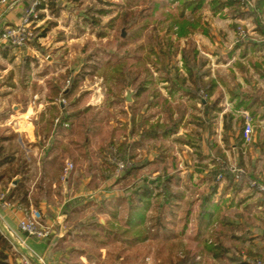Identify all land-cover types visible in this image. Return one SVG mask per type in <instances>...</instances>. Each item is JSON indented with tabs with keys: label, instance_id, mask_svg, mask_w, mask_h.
<instances>
[{
	"label": "rangeland",
	"instance_id": "rangeland-1",
	"mask_svg": "<svg viewBox=\"0 0 264 264\" xmlns=\"http://www.w3.org/2000/svg\"><path fill=\"white\" fill-rule=\"evenodd\" d=\"M31 17L35 20L34 42L14 48L15 54L13 48L4 50L10 65L0 62V73H5L0 83L18 85V101L24 100L20 90L29 83L34 90L43 85H57L59 92L65 86L73 87V92L65 96V112L72 111L81 117L73 119V135L62 133L66 139L53 154L56 166L62 158L75 162L81 158L84 163L90 157L93 167L99 168L112 141L120 140L127 132L124 119L129 117L137 119L133 122L135 131L154 128L162 132V125L171 126L175 132L167 137L161 133L157 140L132 147V151L140 149L145 154L156 150L158 155L154 162L147 163L145 173L157 181V185L152 184L154 196L146 212L147 220L135 228L125 222L130 207L139 202L135 189L120 198L90 201L80 206L82 211L78 212L83 214H70L69 223L77 234L66 245L85 249L87 257L94 260L95 246L107 243L109 255L104 264H183L185 259L195 257L200 258L199 264H204V259L205 264H214L210 251H206L205 239L194 238L188 230L183 232L189 203L182 204V219L176 225L171 218V214L178 212L173 200L165 198L166 193L162 199L158 193H163L164 188L159 186L166 182L168 168H185L186 160L191 159L193 165L209 163L213 169L225 164L222 156L236 173L234 182L228 180L233 189L229 188V196H223L225 203L235 207L227 209L230 213H243L239 217L240 228L264 230V0H36ZM30 46L38 54L32 56L27 52ZM10 66L6 72L5 68ZM189 69L202 74L204 82L213 84L211 92L202 98L209 109L198 98L192 100L180 92L171 102L164 100L167 85L173 84L176 74L180 75L177 83L188 78ZM191 84V80L185 83ZM137 86H142L140 94ZM49 94L55 96L50 91ZM93 118L103 121L94 124L97 131L90 134L92 143L88 151L84 144L85 128ZM244 119L251 123L254 136L242 155L241 150L230 145L245 126ZM0 135L18 136L4 126L0 127ZM17 141L3 142L6 152L20 151ZM77 146L80 148L76 149ZM208 152L210 156L206 155ZM242 160L244 167L240 168ZM56 173L54 169L48 176L46 183L53 184L42 195H46L55 211L60 204V198H56ZM14 174L8 165L0 167V195L8 193ZM36 174L30 172L31 177ZM208 175L213 180L210 172ZM135 179L136 176L128 184ZM192 179V198L196 194L202 196L206 187L200 189L197 183H206L205 178L194 174ZM183 186L175 191L184 192ZM38 193L34 196L41 195ZM35 208L42 212L45 224L44 208ZM110 212L119 214L118 226L115 221L99 223V217L105 218ZM159 219L173 233L160 232ZM229 226L226 231L230 233L238 228ZM136 238L137 242H130ZM14 249L12 243L10 253ZM72 256L74 259L77 255ZM258 258L254 261L264 263L263 258Z\"/></svg>",
	"mask_w": 264,
	"mask_h": 264
},
{
	"label": "crops",
	"instance_id": "crops-1",
	"mask_svg": "<svg viewBox=\"0 0 264 264\" xmlns=\"http://www.w3.org/2000/svg\"><path fill=\"white\" fill-rule=\"evenodd\" d=\"M35 2L36 0H8V3H0V31L6 26L19 24ZM31 19L32 24H34L35 20H33V17ZM33 42L34 40L30 43ZM4 50L6 51L4 47L0 46V62H8L6 59L7 54ZM12 51L14 54L16 53V49L13 48ZM26 51H29L32 56L33 53H37L34 46L28 47ZM14 54L13 57L15 56ZM53 61L55 62V59ZM9 63L8 65H10ZM9 69H11V66L6 67L5 71L7 72ZM3 74L0 73V79L4 76ZM46 75L47 73H45ZM174 81L176 84L167 85L169 87H167L168 95H166L164 100L169 102L178 92L193 100L186 92L191 89V86L179 85L176 79ZM17 86L14 84L7 86L4 82L0 83V127L4 126L10 132H15L18 135L17 138L9 136L8 139H6L7 135H0V145L3 146L0 152L1 157L7 154L14 157L13 160L0 164V167L8 165L11 170L15 171V174L10 179L11 186L8 188V193H13L14 196L7 202L0 201V231L14 244L15 248L14 252L10 253L9 262L10 264H17L23 261L24 257H27L31 264H104V259L109 255L107 243H98L95 246L94 260L87 257L85 249L76 250L70 245H66L68 239L74 238L75 234H77L76 228L74 231L69 223L71 220L70 214H83L84 212H78V210L82 211L80 206L90 201L98 202L101 199L112 200L113 198H120L123 193L129 192L131 189L142 188L146 181H149L151 185L154 183L157 185L155 177L151 175L149 177L145 176L149 166L147 163L150 164L158 158L156 150H153L150 154H145L140 149L138 152L135 151L136 149H134L135 152L132 151V147L136 144H144L147 140H157L162 135V132L158 131L157 136H148L142 129L135 131L133 122L135 123L137 119L136 117H129L124 119V122L128 124L127 132L120 137V140L112 141L110 152L106 153L107 156L104 157L103 165L99 164V168L93 167L90 157L84 163L81 158L76 162L70 158H62L56 166L54 164V151L58 150L60 145L63 144V139H66L64 138V133L73 135L74 132L71 125L76 121H73V119H79L81 116L72 111L66 113V105L58 103L62 93L58 91L57 85H53L51 88L43 85L38 87L40 89L34 90L30 83L26 84L20 90L24 95L23 101L16 99ZM49 91L55 96H51ZM65 91L67 92L68 89ZM50 111L59 114H64L65 112V115L68 116L66 122L68 127L65 123L63 125L57 124L56 119L58 117L55 119L56 115H50ZM102 121L101 118H93L88 124L86 123V134L84 137L86 148L92 143L89 138L90 134L97 131V127L94 124L102 123ZM174 133L172 131L169 135ZM2 139L4 140L2 141ZM17 139L20 151L16 149L6 152L3 144L8 141L16 142ZM78 148L80 146L76 147V149ZM87 150L90 151L89 148ZM210 154L209 152L206 153L207 156H210ZM114 159L126 163L120 175L116 174L117 165L113 163ZM186 161L185 168L174 166L167 169L169 171L168 176L172 178L171 182H169V187L172 193L176 194L169 198L173 200V205L178 210V212L171 214V218L176 221L175 224L177 225L179 219H182L179 211L182 204L188 202L189 207L184 214L186 222L183 232L188 230L193 233L194 238L205 239L206 251H210V255H208L214 264L225 260L227 264H253L252 262L257 257H259L258 259H264L262 257L264 253L263 228L250 226L240 228L242 219H239V217L241 218L243 213H230L229 209L231 210L235 206H230L233 203H225L226 199L223 196H229L230 194L228 192L231 187L229 181L227 180L226 182L224 177L222 180L217 177L214 180L209 179L210 175H208V172L214 169L209 168V163H206L207 165H193L191 159ZM69 162L73 164V168L65 173ZM130 165L133 168L130 173L126 174L125 169H128L127 167ZM54 169L57 170L59 185L58 196L57 194L55 196H57V199L60 198V204L56 211L53 204H49L46 195L42 196L44 191H48V185L52 186L53 184V182L47 184L46 180ZM32 171L38 173V175L31 177L30 172ZM194 174L205 178L206 183L197 184H199L200 189L206 187V191L202 196L196 194V197L192 198V188L194 187L192 177ZM135 176L136 179L128 184V181ZM17 177H19V182L14 184L13 182ZM123 182L127 183L122 186ZM20 184H22V191L27 192L28 201L23 202L24 204L20 203L19 199L16 198L18 197V189H13V187ZM181 185H184L182 187L184 192L175 191V188H179ZM35 192H40L38 194L41 195L34 196ZM177 194L180 195L178 196ZM35 206H39L41 209L44 208L43 212L46 215L44 223L50 227L48 237L29 236L19 229V222L26 214L25 209L35 208ZM128 216L129 213H126L125 222H127ZM162 216L164 215L162 214ZM118 217L119 214L110 212L106 214L105 218L99 217V223L106 224L115 221V225L118 226ZM160 218L167 221L164 217ZM120 220L122 219L120 218ZM227 222L238 228L233 233L226 231V228L230 227L229 224L224 226ZM158 229H160V232H168L167 234L173 230L171 227L166 226L165 222L164 225H159ZM212 248L214 253L211 250ZM74 253L77 256L73 259L72 254ZM120 259L122 260V257ZM169 262L171 263V261ZM199 262L200 258L196 259L195 257L192 260L185 259L183 264H199ZM203 263H206L205 259ZM117 264H122V262L117 261Z\"/></svg>",
	"mask_w": 264,
	"mask_h": 264
},
{
	"label": "trees",
	"instance_id": "trees-1",
	"mask_svg": "<svg viewBox=\"0 0 264 264\" xmlns=\"http://www.w3.org/2000/svg\"><path fill=\"white\" fill-rule=\"evenodd\" d=\"M6 48H13V47L11 45H4V49H6ZM187 76H188V78L187 77L183 78V80H180V82L178 84L179 85H185L187 80H191V82H192L191 89H188L186 91L187 94H189L193 99H197L198 98L200 100V102L204 106H206L207 109H209L208 104L205 103L202 98H203V95L205 93H210L211 92V89L213 88V84H211L210 82H204L202 74L194 72V71H192L190 69L188 71V75ZM179 77H180V75L176 74V81L178 80ZM173 84H176V82L173 81ZM72 88L70 89V87H66V88L63 87V89L61 90V93H62L61 96H63L64 98H65V96L68 97L69 94L71 92H73ZM66 89H68L67 92L65 91ZM136 90H137V92H139L138 94H140L143 91L142 86H137ZM204 112H206V110H204ZM207 113H208V111H207ZM66 116L67 115H65V112H64V114H59L58 116H56L55 119L57 117H60L59 125H63L64 123L66 124V122H67L68 116L67 117ZM205 121H206V119H205ZM244 122H246V119H244ZM160 127L165 128L162 131V134L164 136L169 135L174 130L171 126L166 127V126L160 125ZM134 130H135V128H134ZM243 130H244V126L239 131V133H237L234 143H232L230 145V147H232V148H235L237 150L239 149V151L241 150V153H239V154H242V155H244V150L243 149H245V146L247 144H249V142L246 141L244 136H243ZM157 132L158 131H156V129H154V128L144 131V133L147 134L148 136L149 135L157 136L158 135ZM8 138L9 137H6V139H8ZM3 140L4 139H2V141ZM252 140H253V138H252ZM255 141H253L254 145L255 144L257 145L258 141H256V142ZM2 149H3V146L0 145V152H1ZM13 159H14V157L9 156V155H5L3 157H1V155H0V164H5V163H7V162H9V161H11ZM222 159H224V163L225 164L218 165V166L214 167V169L211 170V172H210L211 178L214 180V179H216V177L218 175L222 174L224 179L226 178L230 182H234V179L236 177V173L234 171H232L231 168H229V166H227L226 157L222 156ZM243 164H244V161L242 160V162H240V164H239L240 168L244 167ZM127 168L128 169H125L126 170V174L130 173L133 167H132V165H130ZM171 179L172 178L170 176H167L166 177V182L160 183V185L162 184L161 186L164 189H163V193L162 194L158 193V195L160 194V196H162L161 197L162 199L164 197V193H166L165 198H167V199H169L171 196L176 195L175 193H172V190L169 187V182H171ZM21 187H22V184H20V185H18L16 187H13V189L14 190L18 189V197H16V198L19 199V202L20 203H23V202L25 203V202L28 201L27 200V192L26 191H22ZM8 194L9 193H6L4 195H0V201L1 202H7V201H9L12 198V196H14L13 193H11L9 195ZM135 194L138 195V201L139 202H137V204H136L137 206L135 205V206H131L130 207L129 216H128V220H127V224H130L133 228L140 226L142 223H144L147 220L146 212L149 209V204H151V199L154 196V188L152 187V185L150 184L149 181H146L145 185L142 188L136 189ZM177 195L179 196L180 194H177ZM157 223L160 226L162 224L164 225V222L161 219H159ZM135 241L137 242L138 239L136 238L134 241H130V242L135 243ZM11 247H12V243L0 231V264H10V262H9V256H10L9 249H11Z\"/></svg>",
	"mask_w": 264,
	"mask_h": 264
},
{
	"label": "built area",
	"instance_id": "built-area-1",
	"mask_svg": "<svg viewBox=\"0 0 264 264\" xmlns=\"http://www.w3.org/2000/svg\"><path fill=\"white\" fill-rule=\"evenodd\" d=\"M0 3H8V0H0ZM35 4L28 11V13L22 18L21 22L17 25L6 26L2 31H0V46L11 45L13 48L22 47L25 44L30 43L35 39V34L32 30V19L31 15L35 13ZM67 86H65L66 88ZM58 103L64 105L65 98L61 96L58 99ZM60 122V117L56 119V123ZM67 126V124H65ZM254 129L251 123L247 120L245 122L243 136L246 141L250 142L252 139ZM113 163L117 165L116 174L120 175L123 169L126 166V163L123 161L113 160ZM73 168L71 162L66 166L65 173L70 171ZM234 171V170H233ZM219 180L223 179L222 174L218 175ZM25 217L19 222V229L26 233L29 236H35L38 238L48 237L50 234V227L46 224H43L42 212L36 208L25 209ZM253 264H264L262 260H256L252 262ZM17 264H31L30 260L27 257L23 258V261Z\"/></svg>",
	"mask_w": 264,
	"mask_h": 264
},
{
	"label": "water",
	"instance_id": "water-1",
	"mask_svg": "<svg viewBox=\"0 0 264 264\" xmlns=\"http://www.w3.org/2000/svg\"><path fill=\"white\" fill-rule=\"evenodd\" d=\"M128 95H129V93H128ZM18 182H19V177H17L13 183L17 184Z\"/></svg>",
	"mask_w": 264,
	"mask_h": 264
}]
</instances>
